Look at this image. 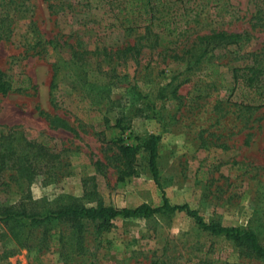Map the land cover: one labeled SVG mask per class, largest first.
I'll use <instances>...</instances> for the list:
<instances>
[{"label":"rangeland","instance_id":"374dc122","mask_svg":"<svg viewBox=\"0 0 264 264\" xmlns=\"http://www.w3.org/2000/svg\"><path fill=\"white\" fill-rule=\"evenodd\" d=\"M5 1L14 27L0 40V69L25 88L0 94V132L13 129L71 152H63L56 172L42 163L33 180L0 177V212L20 201L39 214L73 201L159 206L161 188L143 147L137 174L117 181L110 144L119 137L140 144L153 133L169 202L189 205L206 221L250 229L264 246V105L243 117L234 105L240 91L231 90L233 68L253 59L264 67L254 0H153L139 18L130 0ZM144 23L158 35L153 49ZM217 31L241 37L198 62L186 52ZM132 43L141 50L126 59ZM253 90L264 97V76ZM96 159L108 163L106 172L96 174V194L84 195L82 179L94 174ZM111 222L98 230L83 221L79 237L69 222H4L0 215V264H264L185 211Z\"/></svg>","mask_w":264,"mask_h":264},{"label":"trees","instance_id":"16d2710c","mask_svg":"<svg viewBox=\"0 0 264 264\" xmlns=\"http://www.w3.org/2000/svg\"><path fill=\"white\" fill-rule=\"evenodd\" d=\"M142 1V2H141ZM264 0H254V6L256 8L253 15L256 19V25L262 27L264 30ZM6 1L0 0V40L7 39L8 34L12 31V20L10 19V13L6 7ZM131 12H136V16L139 18L144 14L149 13V9H152L153 4L156 1L153 0H130L128 3ZM52 6L51 4L49 5ZM144 22L146 20H143ZM145 37L152 43V48H155L158 43V35L153 32L150 24L144 23L143 25ZM152 41L150 40L151 36ZM238 36V37H237ZM241 37L238 33H227L225 31L212 32L208 35H201L199 37V44L204 47H198L195 43L191 47L186 48V52L196 56V61H200L203 56L210 50L217 48L221 45H227L233 42L234 38ZM236 38V39H237ZM139 43H132L124 48V58H136L135 56L140 52ZM197 52L196 54L193 53ZM130 53L128 57L126 53ZM253 56H256L254 53ZM176 56V54H175ZM233 87L231 90L240 91L239 100L235 101L234 105L237 110L241 112L243 117L247 114H251L259 107L264 105V97L260 94L256 96L253 94V89L257 87L262 81L264 76V67L259 65V61L252 60V65H245L243 67H235L232 69ZM23 86H16L14 79L7 76L0 69V94H7L10 91L23 89ZM59 120V119H58ZM64 125L67 126L64 120H61ZM119 123V121H118ZM160 136L157 134H149L141 140L140 144H127L124 143L122 138H116L110 142L113 145V158L115 160L114 167L117 170V181H124L126 177L134 176L137 174V155L139 149L143 147L146 151L149 170L153 176L155 183L161 188L162 203L159 206H151L147 203L139 204L135 207H121L114 208L112 206H105L102 203L96 205L86 206L78 202H68L59 204L54 208L49 209L44 214H39L38 211H33V208H29L25 203L20 201L17 205L5 207L1 212V219L4 222H17L21 219L30 218L34 222H44L50 220H58L69 222L74 228L75 233L80 237L82 234V222L93 221L96 223L98 230H108L112 226L111 220L116 217L123 218H137V217H149L158 212H174L185 211L189 216L194 218L197 225L204 231H208L215 236H224L232 239L240 246L246 253L254 254L258 258L264 260V246H262L258 240L257 235L250 229L240 227H228L221 223L214 221H206L199 214V212L191 208L187 204H171L162 190L159 178V171L157 166L158 157V142ZM63 152H71L68 149L60 151H53L46 143H37L29 141L26 138L17 135L16 131L9 129L7 131L0 132V177L5 173H12L13 176L18 178H27L33 180L39 174L40 164H47L49 168H52L54 172L59 169L62 164ZM72 154H77L72 152ZM108 163H104L100 159H96L92 165L94 174L84 177L82 179V186L84 195L96 194V174H105V169Z\"/></svg>","mask_w":264,"mask_h":264}]
</instances>
